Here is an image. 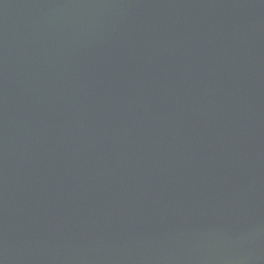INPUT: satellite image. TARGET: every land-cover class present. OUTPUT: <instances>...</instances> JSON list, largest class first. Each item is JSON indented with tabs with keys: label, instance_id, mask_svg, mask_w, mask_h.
<instances>
[{
	"label": "water",
	"instance_id": "water-1",
	"mask_svg": "<svg viewBox=\"0 0 264 264\" xmlns=\"http://www.w3.org/2000/svg\"><path fill=\"white\" fill-rule=\"evenodd\" d=\"M0 264H264V0H0Z\"/></svg>",
	"mask_w": 264,
	"mask_h": 264
}]
</instances>
